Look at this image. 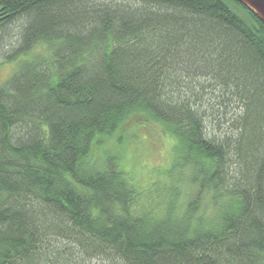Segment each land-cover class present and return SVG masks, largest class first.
<instances>
[{
  "label": "trees",
  "instance_id": "trees-1",
  "mask_svg": "<svg viewBox=\"0 0 264 264\" xmlns=\"http://www.w3.org/2000/svg\"><path fill=\"white\" fill-rule=\"evenodd\" d=\"M15 62L0 85V264H264V26L250 11L0 0V65ZM137 119L175 142L147 191L100 152Z\"/></svg>",
  "mask_w": 264,
  "mask_h": 264
},
{
  "label": "rangeland",
  "instance_id": "rangeland-1",
  "mask_svg": "<svg viewBox=\"0 0 264 264\" xmlns=\"http://www.w3.org/2000/svg\"><path fill=\"white\" fill-rule=\"evenodd\" d=\"M43 54L41 46L33 49L31 54ZM18 63H5L0 65V85L4 83L16 70ZM204 111V110H202ZM209 117L210 113L205 112ZM130 121L104 144H100V152L105 155L115 156V161L122 168L132 174L135 182L147 191L154 183L164 185L171 175V163L174 159L173 147L175 142L172 138L165 136L156 124L146 123L134 125ZM206 128L212 131L210 121L205 122ZM216 134L219 131L214 128ZM224 132L227 131L225 127ZM153 184V185H152ZM92 264H106L105 262H94Z\"/></svg>",
  "mask_w": 264,
  "mask_h": 264
},
{
  "label": "water",
  "instance_id": "water-1",
  "mask_svg": "<svg viewBox=\"0 0 264 264\" xmlns=\"http://www.w3.org/2000/svg\"><path fill=\"white\" fill-rule=\"evenodd\" d=\"M250 11L264 26V0H234Z\"/></svg>",
  "mask_w": 264,
  "mask_h": 264
}]
</instances>
